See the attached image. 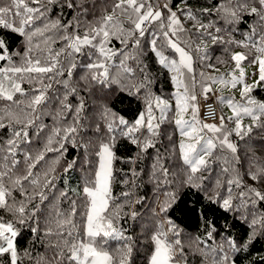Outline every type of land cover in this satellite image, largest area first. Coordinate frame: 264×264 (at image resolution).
I'll list each match as a JSON object with an SVG mask.
<instances>
[{
  "label": "trees",
  "instance_id": "obj_1",
  "mask_svg": "<svg viewBox=\"0 0 264 264\" xmlns=\"http://www.w3.org/2000/svg\"><path fill=\"white\" fill-rule=\"evenodd\" d=\"M162 1L150 0L153 8L163 11V23L168 24L165 4L176 13L179 24L174 26L175 35L170 32V36L192 53L194 69L191 73L181 68L183 75H180L159 63L150 43L153 38L158 51L179 63L178 53L163 46L161 21L146 25L148 31L144 37H139V45L132 42L136 37L128 38L127 45L112 37L106 45L115 52L110 59L102 60L98 50L89 45L81 46L79 53L69 47L71 41L63 37L91 36L92 29L100 27V20L107 15L118 22L116 26L123 29L121 38H125L133 25L120 9L114 11L119 0H54L53 3L40 0L39 4L26 0L30 7H39L45 13L26 27V32L40 28L43 33L33 36L31 42L26 36L0 26V39L12 54L11 64L0 61V67L25 66L27 52L33 61L39 59L41 66L58 61L56 70L63 73L53 72L42 77L35 73L23 74L22 79L17 74L14 79L26 95L16 93L15 101L26 105L38 94L34 89L50 85L45 93L48 100L38 106V118L28 129L27 142L18 141L13 152L8 151L7 142L15 139L14 128H0V171L7 172L4 184L11 189V196L6 199L13 209L0 208V218L13 222L18 231L14 242L16 264H68L60 255H69L68 245L90 242L86 217L92 198L84 189L92 190L95 186L97 154L105 143L113 152V164L108 210L102 215L111 219L112 227L121 235L95 237L98 248L117 261L124 259L125 264H150L156 247L155 237L163 232L167 241H179L173 259L180 264H264V201H259L249 191L255 189L264 194V181H254L250 176L251 172L264 167V114L254 112L259 119L248 117L249 126L245 122L239 134L232 128L233 122L223 119L220 124L214 123L217 128L223 124V128L219 132L210 131L204 137L212 139L216 145L211 154L205 156L208 167L192 172L191 166L183 160L182 134L174 123L178 117L175 93H184V87L177 89L172 80V76H178L187 86L188 95L196 96L195 102H188L195 105L196 115L201 118L197 95L212 86L217 99L215 84L226 87L228 72L237 62L234 57L241 54L243 63H253L264 55L260 51L264 48V39H261L264 20L250 14L251 8L256 7L264 15V9L255 0H240L247 4L244 10L237 7V0H165L160 5ZM68 2L73 7L69 8ZM0 6H10L9 0H0ZM221 7L235 10L239 19L227 22L232 17L217 11ZM182 9L190 10L195 19ZM56 21L60 24L53 28ZM201 24L210 26L201 28ZM15 26H19L18 19ZM209 33L219 39L213 41ZM94 62H103L108 68L103 82L93 80L91 71L86 68ZM157 97L167 101L169 109L161 119L160 109L154 107L153 123L158 124V128L153 132L141 129L133 137L138 143H132L122 134L127 126L119 124V118L131 125L146 112L147 102ZM245 100L251 101L248 104L254 109L264 104V81L252 87ZM217 104L220 110L218 99ZM64 105H71V110ZM7 107L15 110L11 102L0 100V109ZM189 108L188 114L193 116V109ZM68 127H75L76 132L63 139L64 129ZM57 129L59 134H56ZM229 132L232 134L228 141L235 152L227 145L220 146ZM145 141L150 142V146L145 148ZM41 155L43 159H37ZM25 176L28 179H23ZM17 178H21L20 185L13 186L12 181ZM33 180L37 183H32ZM230 180L233 183L229 184ZM40 193L45 197L43 200ZM224 199H230L229 208L223 206ZM21 205L26 209L24 224L16 223L20 214L15 209ZM162 208L167 210L161 211ZM66 220L71 223H64ZM104 224L107 230V221ZM0 264H12L9 253L0 255Z\"/></svg>",
  "mask_w": 264,
  "mask_h": 264
},
{
  "label": "snow or ice",
  "instance_id": "obj_2",
  "mask_svg": "<svg viewBox=\"0 0 264 264\" xmlns=\"http://www.w3.org/2000/svg\"><path fill=\"white\" fill-rule=\"evenodd\" d=\"M32 3L39 4L40 0H31ZM54 0H49V3H53ZM256 3L260 5L261 9H264V0H255ZM10 6H0V26L5 28H10L12 31L17 32L23 36H26L27 40L31 42L32 37L37 34H43L40 28H35L32 32H26V27H29L35 23L36 20H39L41 17L45 15L44 12L40 10L39 7H30L26 0H9ZM67 6L69 8L73 7L71 2H68ZM237 7L244 10L247 8L246 3H241L240 0H237ZM116 9H120L122 15H126L129 23L133 25L132 29L127 32V36L125 38H121V34L123 29L117 27L116 24L118 22L114 21L113 16L107 15L104 16L100 20V27L92 29V35L89 36L85 34L82 38L78 35L75 36H65L63 37L66 41H71L69 47L74 52H81V46L89 45L93 49H97L98 53L102 60L110 59L112 55H115L111 49H107L106 45L110 41L112 37H115L120 40L122 44L127 45L128 38L136 37L133 39V43L139 45L140 40L139 37H144L146 32L148 31V27L146 25H150L153 21H161L160 23V35L164 38V45L170 49H173L176 53H179V63H177L174 59H168L164 56L163 52L158 51L155 47L156 40L152 39L151 46L155 55L159 57V63L164 67L170 69L172 72L183 73L180 71L181 68L187 69L189 73L192 72V58L191 56L184 50V48L180 47L178 43H176L170 36V32L172 35H175L177 28L174 27L179 24V21L176 17V13L172 12L167 4L163 6L164 10L168 12V24L163 23V11L159 8L154 9L150 0H119L117 4L114 6V11ZM142 10H144L142 12ZM181 11H189L190 18L195 19V17L191 16L190 10L182 9ZM207 11V10H205ZM217 11H223L227 15L232 17V20L227 22L232 23L239 19L237 12L235 10H230L228 8L221 7L217 9ZM250 14H255L260 16L261 20H264V15H261L260 10L256 7L251 8ZM135 16V19H133ZM19 26H15L17 23ZM60 24L59 21H56L52 24V27L55 28ZM210 25L201 24V28H207ZM67 27V26H63ZM168 29V30H165ZM183 30L182 28L180 29ZM219 31V29H217ZM209 37L216 41L219 39L216 36H213L211 33L208 34ZM155 36V33H153ZM97 38L99 40L97 41ZM261 39H264L262 37ZM94 41H97L94 43ZM31 51V48L27 50ZM260 51L264 52V48H261ZM71 54V53H69ZM123 54V53H121ZM18 55V53L16 54ZM59 53H57V56ZM91 56L92 53H89ZM234 59L240 61L244 59V57L240 54H237ZM0 61H7L11 64L12 54L8 52L7 45L5 44L3 39H0ZM25 66L16 67H0V100H6L11 102L14 105L15 110L12 107H7L4 109H0V128L10 127L14 128L13 137L15 139H10L7 143L9 145L8 151L13 152L16 143L18 141L27 142L28 139V129L32 127L35 123V120L38 118L36 115L38 106L42 103H45L48 100V97L45 95L47 92V88L50 85L44 88L34 89V93H38L32 96L29 103L24 105L21 101H15L14 95L16 93H20L21 95H26L21 87V84L16 82L14 77L17 74H20V78H23V74H33L35 73L38 77H42L44 74H49L56 72L57 75H62L63 73L56 70V64L58 61H53L50 66H41V61L33 59L28 56L27 52L24 57ZM75 67V64L72 65ZM86 68L91 71L92 79L103 82L104 79L108 76V68L103 62H94L86 65ZM130 71V69H128ZM69 74H71L69 72ZM52 77L49 76V79ZM194 79V78H193ZM172 80L175 82L177 88L184 87V93L177 91L175 93L176 98V106H177V115L180 117L174 120V123L179 126L180 132L182 135L189 137L194 140L195 143H181L180 148L183 152V160L191 166V171L196 172L200 170L201 167L207 168L208 161L205 160L206 155H210L213 148L216 145L213 143L212 139L205 140L201 135L205 130H211L213 132H219L223 128V124H221L220 128H217L215 124L201 123L197 120L196 109L194 104H189V100L195 102V95H188V88L184 85L182 79L178 76H172ZM260 81H264V60L260 61ZM31 82V81H29ZM65 85H67V81H64ZM235 81L232 82V86L235 87ZM144 87V85H141ZM252 89V86L245 85L242 95H247ZM71 91H75V89H71ZM139 91V89H137ZM211 91V88L208 87L205 89V92ZM251 102V101H249ZM231 104L234 117H230L229 119H235L237 121V127L235 129L236 134L240 133L241 125L239 120L241 115H246L252 117L254 120L259 119L258 116L254 115V112H259L264 114V104H259L257 108H249L244 107L238 104ZM160 109L161 119L164 118V113L169 109L170 105L167 101L162 100L161 98H155L153 101H149L146 104V112L141 113L138 118L129 125L128 121L123 118H119V124L126 125V130L122 132V134L132 140V143H138V140L133 138L135 133L141 131V129H146L148 132H153L155 128H158V124H154L153 121L156 117L153 115V108ZM189 107L193 109V116L191 122L183 119V114L188 111ZM64 108L71 110V105H64ZM79 108L76 109L79 112ZM8 119V123L5 124L3 121ZM220 120L223 121V117H220ZM109 129L112 130V125H109ZM59 129L56 130V134H59ZM248 131H251L249 127ZM76 132L75 127H68L64 129V137L63 139H68L71 134ZM232 133H226L225 137L222 141H220V146L223 147L227 145L229 149L235 152V147L233 144L229 143L228 136ZM51 138H49V144H51ZM150 146V142L145 141L144 147ZM63 147V145H61ZM49 151L52 149L49 148ZM99 163H98V171L95 173L96 180V188L95 190H91L89 188H85L84 192L92 197L91 199V207L90 213L87 214L86 220V234L91 238L88 244L80 243V244H71L68 245L69 255L67 257L63 256L61 253V259H66L68 264H125L124 259H120L119 261L115 260L113 255H110L107 251H103L102 248H98L95 245V237H112L117 238L120 237V232L112 227L111 219L102 215L108 210V180L111 175V161L113 158V153L108 144H104L102 146V151L98 154ZM37 159H43V156H39ZM13 163H17L13 161ZM30 167H34V165H30ZM71 167V165H69ZM31 175L29 171L28 176ZM7 176V172L0 171V208H5L6 210L12 211L13 209L9 206L6 197L11 196V189L6 187L4 184V177ZM28 176L23 177V179H28ZM251 178L259 181H264V167L259 168L256 172L250 173ZM20 179L12 181L13 186L20 185ZM191 180V177H189ZM239 183V181H235ZM32 183H37L36 180H33ZM229 184L233 183V181H228ZM250 193L259 201H264V194L261 192L250 189ZM40 199L43 200L45 197L42 193L39 194ZM63 195V193H62ZM243 196L244 193H241ZM31 199V197H29ZM255 203V200L252 201ZM223 206L225 208H229L231 206L230 199L223 200ZM166 208H162L161 211H166ZM16 213L20 214L19 219L16 223L24 224L26 209L23 205L15 209ZM75 212V206L73 203V213ZM104 221H107V230H105ZM64 223H71V220H66ZM256 221H253L255 224ZM35 231V229H33ZM8 233H11L9 236ZM18 235V231L13 222L3 221L0 218V255L5 253H9L11 256L12 264H16L17 260V252L15 248V238ZM71 235V233H69ZM156 247L154 250V254L151 256L150 264H172V259L174 255V249L176 245H179V241L169 242L167 241L166 233H158L155 237ZM106 243V241H104ZM67 244V241L65 242ZM131 250L129 249V252Z\"/></svg>",
  "mask_w": 264,
  "mask_h": 264
},
{
  "label": "rangeland",
  "instance_id": "obj_3",
  "mask_svg": "<svg viewBox=\"0 0 264 264\" xmlns=\"http://www.w3.org/2000/svg\"><path fill=\"white\" fill-rule=\"evenodd\" d=\"M163 2H165V0L160 2V5ZM154 9H157V8H154ZM173 40L176 43H178L175 39H173ZM184 50L191 56V58H192V69H194V57H193L192 53L187 51L186 49H184ZM178 55H179V53H178ZM261 60H264V55L259 57L253 63H243L241 60L237 61L234 69L228 72V76H227L228 80L225 81L226 87L222 88L221 83L215 84L216 85L215 87L218 90L217 91L218 92L217 99H218L219 106H220L221 117H223L224 120H228L230 122H233L234 125L232 124V128H234V129H236V127H237V121L235 119H229L230 117H234V111H233V108H232L231 104L229 103V101H231L232 104H238V105H241L244 107L253 108L252 105L248 104L249 100H247V101L245 100V95H242V92H243L245 85H249V86L254 87V86L260 84V61ZM234 81L236 82L235 87L232 86V82H234ZM199 106H200V104H199ZM189 109H188V111H189ZM188 111H186L183 114V119L191 122L192 116H190L188 114ZM196 117H197V120L201 123V125L204 123L214 124L211 122L202 121L198 115H196ZM248 117H250V116H246L243 114L241 115V118L239 120V123L241 126H243V124L245 122H248L247 126H249L248 120H250V118L248 119ZM178 118H180V117L178 116L177 119ZM217 124H219V123H217ZM210 131L211 130H205L204 132L201 133V135L203 137H205L206 134H208V132H210ZM182 142L185 144L195 143L194 140H192L189 137L184 136V135L181 136V143ZM101 151H102V148H101ZM112 164H113V158H112L111 165H110L111 171H112ZM97 171H98V167H97ZM110 178H111V175L109 176V180H108L109 189H110ZM95 188H96V184L92 190L94 191ZM89 213H90V210H89Z\"/></svg>",
  "mask_w": 264,
  "mask_h": 264
},
{
  "label": "built area",
  "instance_id": "obj_4",
  "mask_svg": "<svg viewBox=\"0 0 264 264\" xmlns=\"http://www.w3.org/2000/svg\"><path fill=\"white\" fill-rule=\"evenodd\" d=\"M210 87L211 91L205 92V89ZM198 102L200 104V116L203 121L211 123H219L220 110L216 99V90L212 86L205 87L198 95ZM10 236L11 233H8Z\"/></svg>",
  "mask_w": 264,
  "mask_h": 264
},
{
  "label": "crops",
  "instance_id": "obj_5",
  "mask_svg": "<svg viewBox=\"0 0 264 264\" xmlns=\"http://www.w3.org/2000/svg\"><path fill=\"white\" fill-rule=\"evenodd\" d=\"M172 264H180L177 260L172 259Z\"/></svg>",
  "mask_w": 264,
  "mask_h": 264
}]
</instances>
